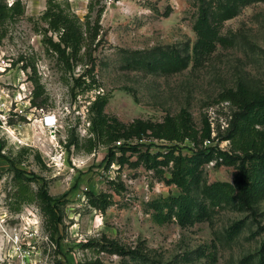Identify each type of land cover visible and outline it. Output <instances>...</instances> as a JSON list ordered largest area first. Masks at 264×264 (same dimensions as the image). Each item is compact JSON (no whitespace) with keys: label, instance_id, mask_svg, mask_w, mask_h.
<instances>
[{"label":"rangeland","instance_id":"374dc122","mask_svg":"<svg viewBox=\"0 0 264 264\" xmlns=\"http://www.w3.org/2000/svg\"><path fill=\"white\" fill-rule=\"evenodd\" d=\"M59 1L86 13L88 0ZM21 2L23 14L0 25V92L16 99L0 111V264H264V159L247 166L248 205L238 187H211L235 185L243 147L264 152V123L233 143L240 109L221 98L238 88L264 97V0H105L94 80L77 82L91 65L67 70L43 43L46 0ZM35 90L41 108L29 101ZM97 114L130 134L121 164H107L106 139L92 133ZM170 118L191 137L167 141ZM147 151L155 161L144 162ZM178 154L193 170L186 195L171 179ZM86 192L112 203L97 210ZM102 237L124 251L84 246Z\"/></svg>","mask_w":264,"mask_h":264},{"label":"trees","instance_id":"16d2710c","mask_svg":"<svg viewBox=\"0 0 264 264\" xmlns=\"http://www.w3.org/2000/svg\"><path fill=\"white\" fill-rule=\"evenodd\" d=\"M104 9L105 0H88L86 4V13L80 18L77 14L69 10L68 1L65 3L64 7L59 0H46V8L41 19L46 22L48 31H51V36H47L46 30H44L42 38L43 43L57 55V59L67 70H71L78 65H91L90 68L84 67L83 72L74 79L75 82L78 80L84 81L88 77L94 80V76L90 74L94 65L93 50L96 45L95 41L99 35L100 18ZM23 12L24 7L21 0H14L10 5L0 2V25L4 24L7 20L23 14ZM203 18L205 19L204 16ZM53 35L56 36V39L52 37ZM221 98L230 101L240 109V115L237 116L235 125L233 126V143L241 139L252 140L258 134L254 126L264 123V97L243 88H238L235 91L229 90L225 92ZM38 99L39 94L35 90L30 101L34 107L41 108V102H39ZM106 100V95L99 92L92 101L90 108H95L97 113L98 109ZM91 123L92 133L97 137H104L106 139L105 143L108 147L107 164L109 165L114 161L121 164L125 157L124 152L126 144H124L123 141L118 145L115 143L121 141L120 139L127 141L130 134H125L116 130L115 127L107 124L103 117H100L98 114L91 119ZM163 137L170 142H182L190 138L191 135L184 121L178 118H170L167 120V128ZM111 143H113V146H111ZM133 148L135 149L136 147L133 146ZM116 150L121 151V154L117 155ZM201 153L205 152L201 150ZM241 153V156H235L239 160L238 176L235 180V185L224 181H216L211 187L226 194H232L235 187H238L241 202L248 205V187L246 185V179L247 177L252 179V177L248 172L247 166L260 159H264V152H259L258 150L251 151L249 148L243 147ZM141 156L144 162L156 160V155L149 153V151L142 153ZM192 171V166L187 163L181 154L174 157L171 179L185 195L189 191L188 178L191 176ZM86 193L88 204L97 210L104 211L112 203L110 194L104 192L98 194H93L92 192ZM37 195L44 203L43 209L50 217L51 222H53L54 225L59 223L61 217L57 211L56 201L48 196L44 186L39 188ZM164 217L165 215L161 213L155 215L157 222H162ZM84 246L93 249L97 253H120L124 251L122 246L104 237L100 240L96 238L92 239L84 244ZM82 264H102V261L99 257H96Z\"/></svg>","mask_w":264,"mask_h":264},{"label":"built area","instance_id":"2783aa9c","mask_svg":"<svg viewBox=\"0 0 264 264\" xmlns=\"http://www.w3.org/2000/svg\"><path fill=\"white\" fill-rule=\"evenodd\" d=\"M10 3L8 5H10ZM3 69H5V68H2V71H4ZM4 95H6L7 97H5ZM14 103H16V99L15 98H12L8 94H6L4 92V90H1V92H0V111H2V109H3L2 106L3 107H8V105L10 106L8 108V111H11V109L13 108V104ZM44 117H46V116H44ZM45 121H46V119H45ZM115 144H117V145L120 144V141H117Z\"/></svg>","mask_w":264,"mask_h":264}]
</instances>
